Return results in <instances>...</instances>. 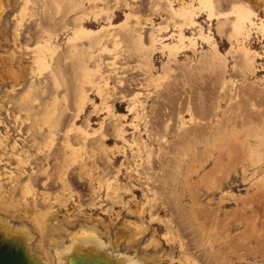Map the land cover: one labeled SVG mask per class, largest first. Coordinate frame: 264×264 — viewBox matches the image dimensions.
Returning <instances> with one entry per match:
<instances>
[{
	"label": "rangeland",
	"instance_id": "374dc122",
	"mask_svg": "<svg viewBox=\"0 0 264 264\" xmlns=\"http://www.w3.org/2000/svg\"><path fill=\"white\" fill-rule=\"evenodd\" d=\"M173 1L170 4L169 0H107V6L112 10L119 6L115 12L114 24L122 23L126 12L129 13V9L136 8L138 12L136 9L137 13L132 11L131 21L133 23L136 21L134 24L141 27L138 29L142 31L141 35H144V44L146 46L150 44L151 36L156 42L152 50L146 54L145 50L133 45L129 40V33H126L127 36L124 33L127 30L118 28L116 32H119L118 36L121 37L117 36V38L121 41L117 38L115 41L108 39L106 41L108 52L101 55V71L103 69L104 73L108 68L106 73L108 77L111 74V79L107 76L105 79L108 80L109 88L114 85L110 90L108 89L109 92L113 94L115 87L118 89L115 92L128 94L126 99L120 100V102L125 101L120 113L127 115L123 121V129L126 131L124 139L131 142V139L136 138L139 144L135 143L136 146L131 148L128 141L119 140L115 136V126L112 122L110 123L111 120H108L107 123L110 125L107 124L103 129L104 132L106 131L105 134L107 133L105 140L107 148L113 152H117L121 147L126 148L127 155L117 154V159L113 163L105 162L102 152L101 155L97 150L96 160L95 157L90 159L89 167L94 165L93 162H98L99 179H109L107 184L111 186L118 184V193L120 192L121 198L117 199L120 198L122 201H119V204L110 199H104L102 192L104 188L99 190L101 192L99 197L96 196L98 193H94L92 177L82 174L84 171L80 162H75L69 167L68 171L72 172L68 173L69 179L66 175V181L73 185L71 187L74 191L62 193V185L60 186L62 181L57 178V173H60L63 161L57 159L58 161L54 162L56 152L62 153L63 132L60 131L51 152L46 151L51 154V159H48L49 165L55 163L54 168L48 165V175L53 174V176L50 175L49 179L42 176L45 185L37 186L40 193L48 192L49 195H54L49 196L50 200H41V208L47 209L51 204L54 209H58L61 219L66 216L74 218L75 214L80 212L91 217V221L95 219H102L107 223L112 221L114 223L112 231L115 227L116 229L121 227L124 222L135 223L140 226L142 233L141 243L137 245V250L152 254L158 246L157 250L161 253L159 264H185V262L186 264H264V208H262L264 207V171L261 170L264 167V37L254 33L253 38L245 39L246 48L250 51L247 56L244 49L242 50L241 36L239 38L232 36L233 17L224 19L225 24L223 30L220 31L217 17L210 18L206 10H197L199 13L194 17L199 23L198 26L183 28L184 34L189 38L174 55L165 46L177 42L176 36L179 30L177 26L181 24V19L178 18L177 21L172 15L173 9L178 8L181 2H177L180 0ZM184 1L189 2L190 0ZM213 1L214 4L218 2L215 4L216 13L229 11L235 3V0ZM246 1L254 3V0ZM130 2L131 6L128 7L127 3ZM108 3L113 5L110 6ZM17 7L18 4L15 5V8ZM52 7L50 11L54 13L55 8ZM258 12L264 19V5L258 8ZM28 21L31 23L30 20ZM34 22L32 21L31 25L27 23L28 31L36 27ZM12 23L13 21L11 25ZM103 25H89V28L97 30ZM157 28L160 32L156 31ZM8 29L10 31L11 27ZM67 39L65 36H60L56 40L59 45L58 50L61 52H58L56 56H63ZM190 39L195 42V45ZM119 46L121 48H118ZM127 48L129 55L131 53L135 55H133L134 58L129 57ZM133 48L136 49L135 53H133ZM122 51L126 53L128 63L125 62L126 57L124 58ZM147 56H150V61L147 60ZM119 59V62L116 61ZM124 63L128 65V68ZM68 66L72 67L70 63L65 66L67 76L64 78L67 82L61 77L62 83L58 89L61 95L66 94L64 98L66 101L61 99L60 114H58L60 117L66 112L61 117V119L64 118L63 121L59 120L61 123L59 128L63 131L71 122L72 114L70 113L76 107L73 102L76 100L73 97L76 94L74 85L79 84V82L72 81V68L70 70ZM116 67L121 72L116 70ZM106 73L104 75H107ZM69 74L71 77L68 76ZM45 75H42L38 83L47 89L46 86L48 85V88L50 86L44 81ZM118 82L119 86L122 83L123 87L119 88ZM140 84L143 86L140 87ZM7 88L8 86H3L2 92L4 93ZM67 92L72 94L69 96ZM37 96L41 97L40 93ZM43 96L46 98L47 94L42 95V98ZM92 97L94 98L93 94ZM97 102L100 103L98 98ZM133 102L137 104L136 118L134 114H127V106ZM26 114L22 113V120ZM103 115L93 120L91 130L100 126ZM2 116L4 117L5 113ZM84 121V116H81L76 123L84 125ZM135 124L138 132L132 133L135 130L133 128ZM93 137L95 138L91 139V142L98 144L96 141L101 137L100 134L97 132ZM132 153L136 155V160L132 158ZM122 162L125 164L122 165ZM72 167H75V170ZM11 168L10 170L15 171L17 167L11 164ZM118 173L119 176H115ZM90 175L92 176L93 173L91 172ZM115 177L120 182H116ZM132 180L135 181L136 186L132 185ZM144 186L147 190H151L146 192ZM62 194L66 197L72 196L70 202L62 208L63 211L59 209L56 200ZM89 203H95V205L91 206ZM147 206H149L148 209ZM0 215L8 217L12 223H19L21 219L31 222L34 218V215L25 214L21 210L1 206V203ZM235 217H238L239 221L236 219L234 221ZM121 247L124 248L123 242H121Z\"/></svg>",
	"mask_w": 264,
	"mask_h": 264
},
{
	"label": "bare ground",
	"instance_id": "6f19581e",
	"mask_svg": "<svg viewBox=\"0 0 264 264\" xmlns=\"http://www.w3.org/2000/svg\"><path fill=\"white\" fill-rule=\"evenodd\" d=\"M169 1L171 4L172 0ZM173 2L176 1L174 0ZM177 2L181 3L177 6L178 8L173 9L174 11L172 12V15L177 21L178 18L179 20L181 19V24L177 26L179 29L176 36L177 42L173 45H165L169 48L170 53L174 55H176L177 50L184 45V41L189 38L184 34L183 28L198 26L199 23L194 16L199 13V11L203 10L207 11L210 18L215 16V18L217 17V19H219L218 29L220 31L223 30L225 18H234L231 22L232 36L236 38L241 36L240 39L242 40L241 43L243 45L242 50L244 49L247 56L250 51L246 48L244 42L245 39L251 38L254 33L261 34L264 37V19L260 17L258 12V8L260 6L263 7L264 0H254V3H249L246 0H235V3L230 10L224 13H216L215 4H218V2L214 4L213 0H190L189 2L180 0ZM110 3L108 4L110 5ZM17 4L18 7L15 8V5L17 6ZM127 4L128 7L131 6V2ZM123 5L126 7L125 4ZM51 7L55 8V11L53 10L54 13L50 11ZM14 9L15 11H13ZM116 9L118 10L119 6L112 10L107 6V0H0V203L1 206L6 208L21 210L25 214L34 215L31 222H29L30 220L26 221L21 219L19 223H12L10 221L11 219L0 215V232L5 237L11 238L17 247L22 248L24 246L27 253L31 256H35L40 264H159V254L161 253L157 250L158 246H156V244V248L152 254L137 250V245L141 243L140 241L142 239L139 225H135V223L132 222H124L121 227L117 229L115 227L114 231H112V228L114 227L112 221L109 223L102 219L91 221V217L80 212L75 214L74 218L66 216L61 219L58 209H54V206L51 204L48 205L47 209L41 208V200H50L49 196L54 194H51V191V195H49L48 192L42 194L37 188L39 184L45 185V182H43L41 178L42 176H46V178L50 177V175L53 176V174L48 175V159H51V154L47 152L53 149L55 142L58 140V136L61 133L60 131H62V153L60 152L61 154H59V152H56L54 156V162L58 161L57 159H62L63 161L61 169L59 170L60 173H57V178L62 181L60 184L63 189L62 193L68 191L72 193V191H74L71 187L73 185L66 181V175L71 172L68 171L71 165L75 162H80L82 170L84 171L82 174L90 176V178L92 177V185L95 190L94 193H98L96 196L99 197V193H101L99 190L104 188V191L102 190L104 193L103 197H105L104 199H110L115 203L122 201L120 199L121 196H119L120 192L118 193V184L111 186V184H107L109 179H99L98 169L100 166L98 165V162H93L94 165L89 167L90 159L95 157L97 150L100 151L99 154L102 152L105 162L111 161L113 163L114 160L117 159V154H122L123 156L127 155L126 148L121 147V149L118 148L117 152H113L107 148L105 143L107 133L105 134L106 131L104 132L103 129L106 128L107 124L110 125L111 122L115 126V136L119 140L123 139L125 142L128 141V139L127 141L124 139L126 131L123 129L124 117L126 118L127 115H121L120 113L124 104L123 102H125L124 100L120 102V100L122 98L126 99L128 94L125 93L126 95H123L120 91L115 92L117 89H115V87L113 89V94L109 92L110 88L114 85L109 88L108 80L105 79L106 76L108 77V74L106 73L108 68L104 73L103 69L101 71V55L107 51L106 41L108 39L109 41L110 39L115 41L120 34L119 32V34L116 32V29L118 28L127 30V32L125 31L124 33H129V40L133 45L145 50L146 54L152 50L154 43L156 42L155 38L151 36L150 44H148L151 46L149 47L147 45V47L146 44H144V35H141L142 31L140 32V29H138L141 27H137L138 25L134 24L136 21L133 17L132 18L135 22L133 23L131 21V14L137 11L136 8V11L135 9H129L130 12H126L125 19L120 24H114ZM197 10L199 11L197 12ZM58 16L59 18H57ZM28 20H30L31 23L32 21H35L34 23L36 27L31 28V31H28L26 28L27 23H29ZM11 21H13L12 25ZM31 23L29 24L31 25ZM94 24L104 25L103 27L100 26L101 28L97 30L89 28V25ZM9 27H11L10 31L8 29ZM158 28L156 31H158ZM129 30L130 32H128ZM199 30L202 33V29L200 28ZM158 32H160V30ZM60 36L68 38L65 42L67 46L66 51L64 53L62 52L63 56H56L58 55L57 53L60 52V50H58L59 45H57L56 42ZM119 39L117 38L118 41H121ZM121 44L123 45L122 42ZM192 44L195 45V42L193 41ZM131 47H133L132 44ZM118 48L121 47L119 46ZM135 48H133V51H136ZM124 51L122 52L124 53ZM126 51H128V48ZM135 51L133 53H135ZM125 54L126 53L123 54L124 58L127 56H125ZM127 54L129 55V51ZM133 55L131 53L129 57H133ZM104 57H106V55ZM106 59L107 58H105V61ZM124 60L126 62L129 59L126 57ZM147 60H151L150 56H147ZM116 61L119 62L120 59ZM68 63L72 66H68L69 69L72 68V70L70 69L72 71V81L79 82V84L74 85V87L76 86V91L74 90L76 94L73 97H75L76 100H73V102H75L76 107L75 110L73 109L72 113H70L72 114L70 116L71 122H67L69 125L66 126L63 131L59 128L61 125L59 120L63 121L64 118L61 119V117H63L66 112H64L63 116L61 114L60 117L58 114H60L61 99H64L66 94L61 95L58 92V89L62 83V80H60L61 77L64 78L67 76L65 66ZM148 65L150 66V64ZM110 70L112 71V68ZM116 70H118L117 67ZM126 71L128 72V69H126ZM105 73L107 75H104ZM42 75H45L44 81L46 82V85L47 82L49 83L50 88H48L47 85V89H44L45 87L38 83L42 79ZM110 75L108 77L109 79H111ZM68 76L71 77L70 74ZM65 82H67L66 79ZM65 84L67 86V83ZM129 84L130 83H128V85ZM117 85L119 86V82ZM141 85L143 86V84H140V87ZM3 86H8L4 93L2 92ZM120 86L123 87L122 83ZM62 88L66 89L64 86H62ZM39 93L41 97L37 96ZM44 94H47V96H45L46 98H44V96L42 98V95ZM69 94L72 93L69 92L67 95ZM92 94L94 95V98L92 97ZM97 98L100 100V103L97 102ZM64 101H66V99H64ZM72 105L74 107V103ZM3 113H5L6 117L2 116ZM22 113H27L23 120L21 119ZM103 114L106 115L104 116ZM127 114H134V117L136 118L135 115L138 114L137 104L134 102L133 104H129L127 106ZM102 115L104 118L102 122H100V126L97 129L93 128V130H91V123H93V120L98 119ZM81 116H84V125H78V123H76ZM108 120H111L110 123H107ZM1 128H4V130H1ZM133 128L135 130L132 133L137 131V125H133ZM97 132L101 137H99V139L97 138V141L96 139L94 141L98 142V144L91 142V139L93 140L96 137H93V135ZM131 140V142H127L131 148L132 146H136L135 143L139 144L136 138ZM123 145H126V143H123ZM54 152L55 151H53V153ZM135 156V154L132 155L134 160H136ZM97 159L99 160V158ZM54 162L51 166L55 164ZM11 164L16 165L17 168L15 171L10 170L12 169ZM124 164L125 163L122 162V165ZM51 166L49 165V167ZM102 166L104 165L102 164ZM75 167H72L74 168L73 170H75ZM52 168H54V166ZM261 170L264 171V167L261 168ZM91 172L93 173L92 176L90 175ZM103 174L101 175L103 176ZM115 176H119V173ZM147 176L148 175H146V177ZM67 179H69V175ZM132 181V185H135V181ZM116 182H120L119 179H117ZM8 186H10V188H8ZM149 190L151 189H146V192ZM118 197L120 198L117 199ZM254 198L255 197H253V199ZM70 199H72V196L66 197L65 194L59 196L56 199L60 207L59 209L62 210V208L70 202ZM245 202H247V199L244 203ZM89 205L94 206L95 203H89ZM148 207L149 206H147V209ZM254 208L256 209V206ZM104 211L106 212L107 210L105 209ZM238 212L240 213V211ZM256 212L261 214L258 211ZM242 215L244 214L242 213ZM235 219L237 221L238 217H235L233 220L235 221ZM257 226L259 227V223ZM121 242H123L124 248L121 247ZM150 244L151 243H149V245ZM159 247L161 246L159 245Z\"/></svg>",
	"mask_w": 264,
	"mask_h": 264
},
{
	"label": "water",
	"instance_id": "95a60500",
	"mask_svg": "<svg viewBox=\"0 0 264 264\" xmlns=\"http://www.w3.org/2000/svg\"><path fill=\"white\" fill-rule=\"evenodd\" d=\"M1 235L0 232V264H40L35 256L27 253L24 246L23 249L17 247L11 238Z\"/></svg>",
	"mask_w": 264,
	"mask_h": 264
}]
</instances>
